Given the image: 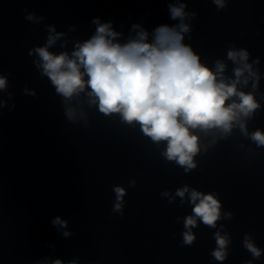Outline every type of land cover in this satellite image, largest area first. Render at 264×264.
<instances>
[{"label":"clouds","instance_id":"obj_1","mask_svg":"<svg viewBox=\"0 0 264 264\" xmlns=\"http://www.w3.org/2000/svg\"><path fill=\"white\" fill-rule=\"evenodd\" d=\"M214 3L218 8L225 7L224 0H214ZM185 8L184 3L170 4V18L179 23L157 26L151 41L146 29L133 24L135 36L120 43L117 37L121 33L113 29L111 22L101 23L99 18H94L95 33L83 43L77 42L71 55L66 51L59 54L49 51L64 35L49 26L46 45L30 50L29 55L34 52L39 56L36 66L42 69V75L50 79L56 92L65 100L90 88L91 91L86 93L90 104L98 103L99 111L105 115L119 113L124 121L139 123L144 134L155 142L167 141L163 155L176 161L187 172L196 167L193 157L199 151V138L191 129H219L227 135L234 125H238L248 135L242 117H250L260 105L253 93H245L237 87L241 83L246 86L249 78L254 79L253 88L258 85L259 75L248 63V52L241 49L227 53V58L238 65L233 69L235 79L225 77L226 65L222 61H216L215 70L202 64L200 57L183 42L184 34L191 30L185 20L195 15L186 12ZM24 19L39 23L44 17L37 18L28 12ZM5 87L6 79L0 78V89ZM233 97L238 100L226 103ZM66 115L74 119V109L68 108ZM250 135L258 145L264 146V133L257 130ZM114 191L118 201L114 211L119 212L125 190L117 186ZM186 193L190 194L194 206L193 215L184 221L183 243L191 245L195 240L191 229L196 226L197 218L215 228L221 218V205L214 194H203L187 186L176 190V196L182 201ZM162 195L168 196L169 193L165 191ZM227 215L231 216L230 213ZM51 223L67 228V221L58 216ZM63 235L67 237L71 233L65 231ZM215 238L218 247L212 256L223 261L229 241L219 232L215 233ZM244 247L254 259L260 258L261 249L250 238L245 237ZM52 264L63 262L57 259ZM69 264H75V261Z\"/></svg>","mask_w":264,"mask_h":264}]
</instances>
